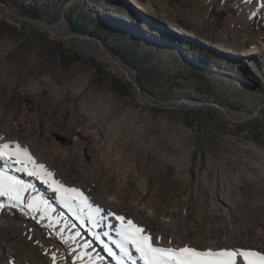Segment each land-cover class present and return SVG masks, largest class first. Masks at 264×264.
Wrapping results in <instances>:
<instances>
[{"label": "rangeland", "instance_id": "obj_1", "mask_svg": "<svg viewBox=\"0 0 264 264\" xmlns=\"http://www.w3.org/2000/svg\"><path fill=\"white\" fill-rule=\"evenodd\" d=\"M135 1L149 15L127 0H0V145L46 158L71 182L37 164L39 181L95 219L108 220L97 193L140 225L128 210L138 212L157 247L255 250L264 242V0ZM76 22L112 56L126 53L144 100L95 41L74 36ZM59 23L58 36L43 27ZM0 173L26 189L24 206L0 211V246L14 245L4 264L43 262L15 229L23 225L65 264L122 259L94 245L88 221L73 225L22 177Z\"/></svg>", "mask_w": 264, "mask_h": 264}, {"label": "snow or ice", "instance_id": "obj_2", "mask_svg": "<svg viewBox=\"0 0 264 264\" xmlns=\"http://www.w3.org/2000/svg\"><path fill=\"white\" fill-rule=\"evenodd\" d=\"M23 156L26 159H22ZM0 160L13 161L15 164L23 165L22 170L29 176H37L36 164L32 157L28 154V149L21 148L16 145L11 148L9 144L0 145ZM32 163L33 168L29 169L27 163ZM40 171H44V165L38 166ZM51 177L50 172L45 173ZM42 182L49 184V180L43 179ZM56 184V181L52 182ZM51 186V185H50ZM26 189L19 184L17 180L11 177H6L4 173H0V197L6 198L7 205L0 203V211L6 206L11 208H20L24 206L23 192ZM61 187H57L54 191H60ZM66 191V190H65ZM76 192L75 189H72ZM79 195V193H77ZM27 207L31 209L32 205ZM99 212V209H97ZM108 215H112L109 213ZM115 219L119 222L117 235L120 240L116 242V247L119 249L122 259H117L116 264H264V252L251 249H212L198 250L193 247H183L180 249L163 248L155 246L151 232L145 227L140 226L132 219H126L124 215H115ZM88 222L93 228L99 227L98 221L93 217H88ZM110 227H115L110 225ZM72 239H75L73 237ZM132 249L136 254L133 256L129 249ZM109 255H114L111 250H108ZM53 264H56L55 255L52 256ZM75 264V261L72 262Z\"/></svg>", "mask_w": 264, "mask_h": 264}, {"label": "bare ground", "instance_id": "obj_3", "mask_svg": "<svg viewBox=\"0 0 264 264\" xmlns=\"http://www.w3.org/2000/svg\"><path fill=\"white\" fill-rule=\"evenodd\" d=\"M127 2L129 3V5H131V7L133 6V8H135L137 11L141 12V14L149 15V10L146 9L141 4H139L138 2H136L135 0H127ZM43 27L45 28V30H47L54 36H58L60 32L58 29L66 28L62 23L56 24L54 26H49V27L43 25ZM217 49L221 50V46L219 45ZM187 58H192V57L188 55ZM127 71H128L130 78L134 79V73L129 71L128 69ZM225 114L232 117V115L227 113V111H225ZM35 164L36 166L37 164L44 165V168L52 172V174H55L57 176V179L60 182H66V183L71 182L67 176L57 171L51 165V163L44 157H40L38 160H36ZM0 168L5 170L8 174L16 177L17 179L22 177L26 181V183L31 186V188L37 189V191H39L43 195L44 198H47L49 201L53 202V204L57 208H60L64 213H66L67 218L70 220V222L73 225H82L83 221H88V217L90 215L87 212H84L77 206H73L67 199L65 198L63 199L57 191H54L55 188L52 184L50 183L45 184V183L40 182L38 176L27 175V173L22 170L23 165L15 164L14 160L7 161V162L0 160ZM91 190H93L92 187H91ZM96 195H97L96 198H97V204H98L97 209H99L100 212L105 211L107 214L108 220L103 221L101 216L96 219L99 223V227H96V229L92 230L93 233L91 234V238L95 246L105 245L106 243H109V245L111 244L113 248L116 250V252L118 253V256L120 258H123L119 249L116 247V242L120 240V237L117 235V228L119 227V225L115 226L114 223L112 222V218L115 217L117 213L115 210L108 209L107 207H105V202H104V199L101 193H97ZM0 198H3V197H0ZM128 212H129V215H131V217L134 220H137V222L140 223V226L145 227V229L147 230H152V227L154 226V224L151 221L147 220L146 218H143L142 215H140L138 212H135L133 210H128ZM109 213H111L112 215H108ZM110 225H113L115 227H110ZM15 229L21 230L27 238L32 239L35 242V244L38 247H40L41 257L43 258V262H41L40 264H53V260H52L53 255H55L56 257V264H65L63 258L60 256V253L58 252V248L56 247V245L47 241L41 235L39 230L34 231L28 225L16 226ZM226 243L227 245L231 244V242L229 241ZM254 243L256 244V246H254L256 251L264 252V242L263 241H255ZM214 244L216 243H213L211 245L213 246ZM13 246L14 245L10 243H4L3 245L0 246V264H4V261L6 260V257L9 256L10 252L13 249ZM129 250L133 256L136 255L131 248ZM101 253L105 256L108 255L106 252L101 251ZM240 264H243V262L241 261Z\"/></svg>", "mask_w": 264, "mask_h": 264}, {"label": "water", "instance_id": "obj_4", "mask_svg": "<svg viewBox=\"0 0 264 264\" xmlns=\"http://www.w3.org/2000/svg\"><path fill=\"white\" fill-rule=\"evenodd\" d=\"M0 5H1V4H0ZM7 13H9V12L7 11ZM9 14H10V13H9ZM74 36L77 37V38H79V39H81V40H84V39H88V40H89V39H90V40L95 41V42L98 44V46H99V49H100L99 52H100L104 57H106V59H108L112 64H114L115 66H117V67L123 72V74L125 75L127 81L130 82V83L132 84V86L134 87V89L136 90V94H137V96H138L140 99H143V100L145 99V98L141 95V93H140V91H139V88H138V86H137L135 80L132 79V78H130V76H129V74H128V71H127V68L125 67V65L123 64V62L120 61L118 58L112 56V55H111V54H110V53L104 48V45L102 44V42H101V40H100L99 38H97V37H90V36L81 35V34H74ZM185 103H186V102H185ZM182 105H183L182 102H178V103H176L175 105H173L171 108L180 107V106H182ZM186 105H188V106H200V104H193V103H186ZM212 105H213L214 107L218 108L219 110H221L222 113H223L224 115H226V114H225V109L222 108L220 105H217V104H212Z\"/></svg>", "mask_w": 264, "mask_h": 264}, {"label": "trees", "instance_id": "obj_5", "mask_svg": "<svg viewBox=\"0 0 264 264\" xmlns=\"http://www.w3.org/2000/svg\"><path fill=\"white\" fill-rule=\"evenodd\" d=\"M129 6H131V5H129ZM131 8L133 9V7H131ZM133 10H136V9H133ZM99 23H100L101 26L103 25L104 27L111 26V24H109V23H101V22H99ZM72 24H73V26L71 28H72L74 33H77V34H88V33H86V30L83 29L77 22L76 23H72ZM96 37L99 38L100 40H105V38H102L100 35H97ZM125 54L126 53H123V52H116L114 54V57H118L123 63H126V59H125L126 55ZM202 61L205 63L204 60H202ZM195 70L199 74H201V75L203 74V72L200 70V68H195Z\"/></svg>", "mask_w": 264, "mask_h": 264}]
</instances>
